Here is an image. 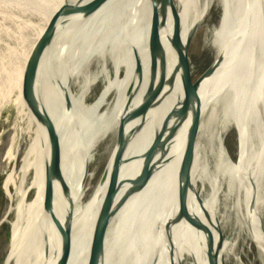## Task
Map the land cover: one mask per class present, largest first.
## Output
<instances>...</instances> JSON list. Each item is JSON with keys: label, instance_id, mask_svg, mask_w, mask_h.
<instances>
[{"label": "bare ground", "instance_id": "1", "mask_svg": "<svg viewBox=\"0 0 264 264\" xmlns=\"http://www.w3.org/2000/svg\"><path fill=\"white\" fill-rule=\"evenodd\" d=\"M130 1L58 0L55 18L43 26L21 0H0L34 21L33 35L14 55V68L21 66L9 85L16 119L5 125L0 117V154L5 151L0 173L13 162L0 186V248L9 233L0 264H78L71 247L56 244L37 228L31 148L18 152L21 141L33 133L35 151L51 154L79 73L104 30ZM220 3L215 23L212 16ZM203 28L212 31L218 53L175 96L188 71L186 42ZM134 48L112 38L73 108L61 146L64 158L54 180L41 189L55 213L51 224L63 239L80 247L92 222L100 218L88 241L90 264H182L185 254L193 264H226L225 240L214 228L217 208L222 209V204L215 208L221 171L232 172L240 191L247 183L250 222L258 227L254 183L264 165V0H179L175 7L167 2ZM38 63L46 71L41 76H36ZM102 80L112 99L105 123ZM21 91L26 103L28 91L33 98L24 118ZM224 99L228 116L236 122L238 154L232 159L213 147L215 162L201 168V121L212 104ZM172 100L169 120L153 144ZM4 107L0 102V115ZM135 138L140 140L138 149ZM144 151L151 164L147 186L135 200L123 203ZM53 165L51 159L45 162ZM170 229L175 232L171 239ZM136 242L140 247L133 253ZM256 244L261 247L258 239Z\"/></svg>", "mask_w": 264, "mask_h": 264}, {"label": "rangeland", "instance_id": "2", "mask_svg": "<svg viewBox=\"0 0 264 264\" xmlns=\"http://www.w3.org/2000/svg\"><path fill=\"white\" fill-rule=\"evenodd\" d=\"M21 2L26 10L35 12L34 17L43 26L45 23H49L51 19L55 18L58 0H21ZM221 4L222 3H220L217 10L213 12L212 18L215 23H218L220 18ZM26 18L27 17L22 11L14 8L12 5L0 2V102L5 105L1 111L0 117L5 125L14 122L16 119L15 113L12 110L13 105L12 103L10 104L12 91L9 86L12 75L14 74L16 77V73H20L21 66L19 65L18 69V63L14 68L15 51L20 47L23 41L31 37L34 33V21L32 20L31 22L30 19ZM45 29L46 28H43L42 30ZM195 40L198 52V68L199 66L204 68L214 59L218 53L219 46L212 31L205 28L195 34ZM36 65V76L43 75V72L46 71L40 68L39 63ZM33 77L34 74H32L31 78ZM26 80L28 82V78L25 76V82ZM14 92L15 90L13 87V96ZM27 95L28 99H25L27 103L23 100L26 97L23 95L22 91L18 99L22 107H20L22 111L20 116L22 118H24L26 114H30V107L33 104L31 92L28 91ZM228 115L229 107L227 99H224L222 102L216 101L212 104L208 109L207 115L202 119V125L199 131V142L202 151L199 160L201 168L208 167L207 162L209 161L215 162L216 156L210 153L213 147L219 151L220 155L229 154L232 159L237 157L238 130L234 118ZM33 135L32 133L31 136L21 141L18 155L27 145H30ZM4 153L5 151L0 154V159L4 157ZM12 164L13 162L10 161L4 165L3 172L0 173V186L6 173L12 168ZM261 166L254 183L257 193L256 201L258 204L254 215L258 227L253 226V222H250V214L253 213V207L248 200L246 190L247 183L242 185L238 182V186H243L242 191H240L232 182L231 171L223 170L218 174L220 178L219 184H217L219 188L215 208L218 207V204H222V209L219 210L217 208V216H215L217 224L214 228L218 236L225 240L224 257L226 264H264V165L262 168ZM197 184L196 189L200 190L201 187ZM1 200L0 197V201ZM174 234L175 232L172 229L167 232L169 239L173 238ZM3 239L4 246L0 248V253L4 251L8 245V232ZM257 239L260 241V248L257 247ZM138 247H140V245L137 244V242L135 244L133 243L132 252H136ZM182 264H193L189 254H185Z\"/></svg>", "mask_w": 264, "mask_h": 264}, {"label": "water", "instance_id": "3", "mask_svg": "<svg viewBox=\"0 0 264 264\" xmlns=\"http://www.w3.org/2000/svg\"><path fill=\"white\" fill-rule=\"evenodd\" d=\"M179 0H132L127 3L119 14L104 30L102 33L97 45L89 55L86 60L81 72L79 73L76 82L70 91V97L66 104V108L63 114L62 124L59 130L58 139L56 146H54L51 154L48 156L42 155L40 152L35 151L36 147V135L34 134L31 138L30 148L32 152V164H33V174H34V184L31 190V200L33 202V219L37 228L44 233L48 238L56 242V244L61 245L65 243L71 247L75 253L78 264H90V256L88 252V241L89 238L99 222L100 218H97L92 222L90 227L87 230L85 236V241L80 247L73 245L63 239L59 232L51 224V218L54 216V212L49 208L48 204L45 202V199L41 196V189L43 185L50 183L54 180L58 168L64 158V155L61 154V146L63 141V135L67 123L71 117L73 108L87 83L90 73L94 64L96 63L102 49L108 44L111 39H115L118 42H131L135 45L134 49H137L140 45L143 35L146 30L153 22L155 17L160 12L161 8L167 3L171 2L172 7H175ZM122 15V16H121ZM186 46L189 53V66L186 76L182 81L181 88L175 94L178 95L182 90H184L191 82L192 77L195 74V70L198 68V52H197V43L195 36H191L190 40L186 42ZM47 50L45 46L43 54ZM129 60H127L128 62ZM126 62V63H127ZM124 67V66H123ZM122 72V68H120ZM119 73L116 72L114 75L115 80H119ZM101 86L105 95V101L103 106V114L101 119L106 121L110 113V107L112 106V99L109 95V89L105 85L104 81H101ZM122 94H118V105L122 108ZM174 96V97H175ZM174 99V98H173ZM174 105L172 100L168 112L165 116V120L162 126L159 128L157 134L152 140L153 144H156L159 141L161 134L163 132V127L167 123L170 117L171 109ZM124 115V114H123ZM135 144L137 149L140 147V140L135 138ZM51 159V162L54 163L53 167L45 166V162ZM151 164L146 160V151L141 153L139 168L136 175V178L133 184L130 186L129 190L123 194L125 197V202H131L135 200L137 195L143 190L149 180V169ZM117 209V208H116Z\"/></svg>", "mask_w": 264, "mask_h": 264}]
</instances>
